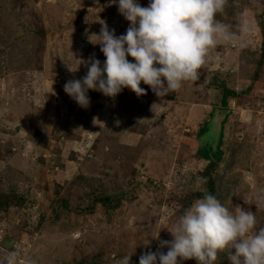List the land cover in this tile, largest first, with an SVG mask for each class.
<instances>
[{"label": "rangeland", "instance_id": "1", "mask_svg": "<svg viewBox=\"0 0 264 264\" xmlns=\"http://www.w3.org/2000/svg\"><path fill=\"white\" fill-rule=\"evenodd\" d=\"M216 18L238 43L211 48L195 82L164 97L143 82L141 96L128 88L114 98L89 90L90 104L81 108L64 84L82 79L91 58L106 59L90 41L102 21L117 36L126 33L117 5L0 0V264L13 251L18 264H114L131 253L130 264H139L147 251L166 253L160 241L173 238L168 230L181 215L172 199L208 188L210 164L199 150L215 140L201 144L200 137L216 108L230 111L210 176L222 179L229 211L245 207L264 226L257 198L264 194V0H226ZM223 86L238 94L226 106ZM119 189L133 197L114 210L97 203L81 212L92 192ZM222 252L217 263L230 264Z\"/></svg>", "mask_w": 264, "mask_h": 264}, {"label": "clouds", "instance_id": "2", "mask_svg": "<svg viewBox=\"0 0 264 264\" xmlns=\"http://www.w3.org/2000/svg\"><path fill=\"white\" fill-rule=\"evenodd\" d=\"M109 4L117 5L129 26L117 36L102 21L99 34L90 41L100 45L106 59L101 63L91 58L82 79L64 84L65 93L81 108L90 104L89 90L114 98L128 88L141 96L146 94L141 82L164 97L184 82L198 80L209 50L219 42L238 43L229 26L216 18L226 0H148L147 6L139 0H109ZM240 31L247 33L248 25L242 24ZM239 43L242 47L243 41ZM257 198L264 200V194ZM168 231L173 238L160 241V247L167 246L166 253L159 248L147 251L140 255L139 264H180L188 259L216 264L224 250L230 264H264V226L257 227L254 212L237 206L233 213L211 193L197 198ZM131 255L115 259L114 264H130ZM18 256L13 251L2 264H18Z\"/></svg>", "mask_w": 264, "mask_h": 264}, {"label": "trees", "instance_id": "3", "mask_svg": "<svg viewBox=\"0 0 264 264\" xmlns=\"http://www.w3.org/2000/svg\"><path fill=\"white\" fill-rule=\"evenodd\" d=\"M263 48H264V42H263ZM237 95L238 94L236 91L230 88H227L226 86H223V94H222L223 105L224 106L227 105L228 97H234ZM206 130L207 128L204 127L201 131V134L203 132H206ZM221 140H222V137L220 139V143L218 144L216 151H213L211 147H205L199 150L200 157L206 159L210 164V170L209 168H207L204 172V177L208 179V188L203 191H195L193 188H186L189 190L183 196L180 195V196L174 197L172 201L174 200L177 204H180V209H177L176 212L182 214L183 211L193 203V201H195L197 198H201L206 193H211L215 195L224 205V199H223L224 197H223V194H221L222 179L213 178L210 176L211 168L213 169L216 166V164L219 162L222 156V150L220 149ZM232 163L233 162L230 161L229 164H232ZM218 190L219 191L221 190L220 194ZM89 196L92 197L91 202L81 212L93 211L97 203H101L107 211L114 210L121 205L124 199L126 198L130 199L131 197H133V196H129V191L125 189H119V190L112 191V192H106L104 190H100L97 192H92ZM61 201H63L61 203L62 207L65 208L66 210L75 209V207H72L67 200H61ZM54 212L56 213V217L58 218L59 214L57 213L56 210H54ZM225 255H226V252L222 254L223 257H225ZM219 258L221 257L218 253V259ZM216 264L218 263L216 262Z\"/></svg>", "mask_w": 264, "mask_h": 264}, {"label": "water", "instance_id": "4", "mask_svg": "<svg viewBox=\"0 0 264 264\" xmlns=\"http://www.w3.org/2000/svg\"><path fill=\"white\" fill-rule=\"evenodd\" d=\"M228 108H216L213 112L212 119L208 125L206 132L200 137L201 144L209 143L210 140L214 139L215 144L211 145L213 151L217 150L218 144L221 139L223 122L226 118V115L229 113ZM203 141V142H202ZM210 147V146H209Z\"/></svg>", "mask_w": 264, "mask_h": 264}]
</instances>
